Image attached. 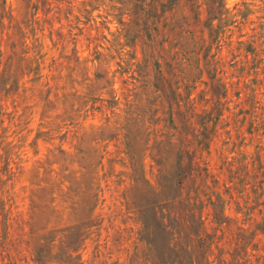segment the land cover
Here are the masks:
<instances>
[{"label": "rangeland", "instance_id": "374dc122", "mask_svg": "<svg viewBox=\"0 0 264 264\" xmlns=\"http://www.w3.org/2000/svg\"><path fill=\"white\" fill-rule=\"evenodd\" d=\"M0 264H264V0H0Z\"/></svg>", "mask_w": 264, "mask_h": 264}, {"label": "trees", "instance_id": "16d2710c", "mask_svg": "<svg viewBox=\"0 0 264 264\" xmlns=\"http://www.w3.org/2000/svg\"><path fill=\"white\" fill-rule=\"evenodd\" d=\"M170 1V0H169ZM171 1H177V0H171ZM150 8H152V6L150 5Z\"/></svg>", "mask_w": 264, "mask_h": 264}]
</instances>
